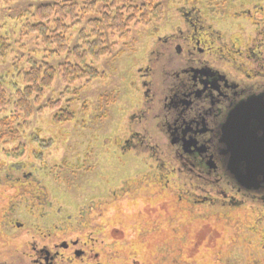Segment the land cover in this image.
Here are the masks:
<instances>
[{"label":"rangeland","instance_id":"1","mask_svg":"<svg viewBox=\"0 0 264 264\" xmlns=\"http://www.w3.org/2000/svg\"><path fill=\"white\" fill-rule=\"evenodd\" d=\"M238 2L245 3V11L252 12L255 4L264 11V0H164L161 20L133 27L123 41L105 36V45L113 46L96 64L97 79L68 87L56 75L39 104H31V117H21L13 124L15 133L0 142L1 262L11 254L26 259L21 254L32 244H59L63 231L75 236L85 229L83 222L87 229L96 222L110 230L111 264H264V222L255 203L223 210L181 203L170 192L143 186L144 162L149 164L144 155L118 150L124 123L139 99L130 82L148 58L150 42L179 30L192 4L211 15L217 30L242 31L246 38L254 26L245 17L232 19V12L245 14L235 10ZM47 3L0 1V37L8 46L0 59L8 102L0 119L10 116L22 71L31 63L57 68L65 61L67 55L53 53L56 47L49 51L51 45L26 29L39 22L36 11ZM82 25L67 32L69 49L80 45ZM59 98L60 108L49 105ZM60 109H69L73 119L54 122Z\"/></svg>","mask_w":264,"mask_h":264},{"label":"flooded vegetation","instance_id":"2","mask_svg":"<svg viewBox=\"0 0 264 264\" xmlns=\"http://www.w3.org/2000/svg\"><path fill=\"white\" fill-rule=\"evenodd\" d=\"M243 5L235 10L245 14L232 12V19L254 26L246 38L217 30L211 15L192 4L181 10L179 30L150 42L130 82L139 99L118 150L149 160L143 186L158 194L170 192L194 208L234 209L251 201L264 222V183L245 189L227 170L232 156H264V11ZM94 224L87 229L83 222L75 236L63 231L59 244L34 243L21 254L26 259L11 254L0 264H111L110 230Z\"/></svg>","mask_w":264,"mask_h":264},{"label":"trees","instance_id":"3","mask_svg":"<svg viewBox=\"0 0 264 264\" xmlns=\"http://www.w3.org/2000/svg\"><path fill=\"white\" fill-rule=\"evenodd\" d=\"M1 1V0H0ZM164 0H48L46 5L36 11L38 23L28 25L27 31L36 34L49 51L55 48V54H65L64 63L54 68L48 64L37 66L30 64L27 71H22V88L15 89V102L10 116L0 119V142L5 134L15 133L13 124L21 117L29 119L32 103L38 105L46 89L50 88L56 75H59L68 87L79 82L89 83L99 77L96 64L106 57L111 46H106V35L118 41L127 39L130 30L138 25H146L152 20H161L165 15ZM83 24L79 32L80 45L69 49L66 35L72 26ZM87 29V30H85ZM54 46V47H53ZM8 46L0 37V59L5 57ZM62 97V95H61ZM49 105L60 108V98ZM8 102L0 84V113L7 112ZM69 109L58 110L53 120L57 123L73 119ZM20 127V126H18ZM22 152V148H21ZM18 157V152H14ZM21 156V153H19Z\"/></svg>","mask_w":264,"mask_h":264},{"label":"water","instance_id":"4","mask_svg":"<svg viewBox=\"0 0 264 264\" xmlns=\"http://www.w3.org/2000/svg\"><path fill=\"white\" fill-rule=\"evenodd\" d=\"M240 158L244 164L241 169L238 168ZM227 170L235 182L245 189H257L264 183V156H232L229 159Z\"/></svg>","mask_w":264,"mask_h":264}]
</instances>
